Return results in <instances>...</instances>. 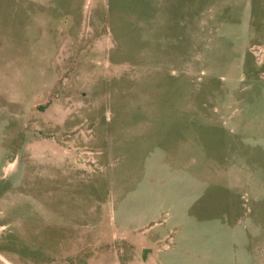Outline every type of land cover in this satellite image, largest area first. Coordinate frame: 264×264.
<instances>
[{
  "label": "rangeland",
  "instance_id": "rangeland-1",
  "mask_svg": "<svg viewBox=\"0 0 264 264\" xmlns=\"http://www.w3.org/2000/svg\"><path fill=\"white\" fill-rule=\"evenodd\" d=\"M0 264H264V0H0Z\"/></svg>",
  "mask_w": 264,
  "mask_h": 264
},
{
  "label": "crops",
  "instance_id": "crops-1",
  "mask_svg": "<svg viewBox=\"0 0 264 264\" xmlns=\"http://www.w3.org/2000/svg\"><path fill=\"white\" fill-rule=\"evenodd\" d=\"M144 211H145V212H148V211H151V210L145 209ZM177 218H178V217H177ZM139 228H141V226H140ZM148 251H149V250L147 249V250L145 251V253L148 252Z\"/></svg>",
  "mask_w": 264,
  "mask_h": 264
}]
</instances>
